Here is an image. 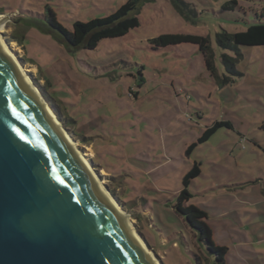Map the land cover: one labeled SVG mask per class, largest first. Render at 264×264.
Here are the masks:
<instances>
[{
	"label": "rangeland",
	"instance_id": "rangeland-1",
	"mask_svg": "<svg viewBox=\"0 0 264 264\" xmlns=\"http://www.w3.org/2000/svg\"><path fill=\"white\" fill-rule=\"evenodd\" d=\"M126 1L0 0L1 34L159 264L214 262L173 208L194 164L187 204L206 212L225 264H264V47L239 46L231 76L221 55L235 53L215 38L254 24L261 0H182L191 13L174 0H141L137 27L88 50L67 47L48 24V9L71 30ZM162 33L209 37L216 76L196 44L153 48Z\"/></svg>",
	"mask_w": 264,
	"mask_h": 264
},
{
	"label": "water",
	"instance_id": "water-1",
	"mask_svg": "<svg viewBox=\"0 0 264 264\" xmlns=\"http://www.w3.org/2000/svg\"><path fill=\"white\" fill-rule=\"evenodd\" d=\"M53 121L0 44V264H155Z\"/></svg>",
	"mask_w": 264,
	"mask_h": 264
},
{
	"label": "trees",
	"instance_id": "trees-1",
	"mask_svg": "<svg viewBox=\"0 0 264 264\" xmlns=\"http://www.w3.org/2000/svg\"><path fill=\"white\" fill-rule=\"evenodd\" d=\"M263 10L261 12L254 11L256 21L254 24L249 25L242 31L230 33L225 29H220L215 34L216 45L221 50H230L234 52L235 56L231 57L227 54L221 55V62L231 76L239 75L236 70V62L240 59L239 46H260L264 47V22L261 21V17L264 18V0H261ZM141 0H127L119 8H116L112 13L104 17H96L88 20L87 22L76 20L72 24L71 30L63 27L56 20L54 14L48 9V24L51 29L57 31L62 38V42L69 48H83L84 50L93 49L98 41H102L107 38H118L124 36L130 29H134L139 25V19L137 17L138 9H140ZM233 6L235 1H229ZM173 4L179 11L186 12L193 10L190 6L191 3L184 2L182 0H174ZM232 8V7H231ZM187 9L186 11H184ZM0 13L2 11L0 10ZM153 48L166 47L170 45L192 43L198 46L199 51L203 56V62L206 69L216 76V68L214 65V52L210 45L209 37L198 36V34H159L150 42ZM227 79H224L225 82ZM230 125L226 122H216L214 125L209 126L204 134L197 141H205L209 134L215 130L218 126ZM194 143H191L186 153H189ZM200 173V169L194 164L191 169L182 177V189L176 195V202L173 205L174 210L179 216H181L185 224L193 230L195 240L205 244L207 250L214 256L213 264H225V257L227 248L224 245H217L212 241V229L205 221L207 218L206 212L190 203L187 204L191 198V193L187 190L191 180L196 178Z\"/></svg>",
	"mask_w": 264,
	"mask_h": 264
},
{
	"label": "bare ground",
	"instance_id": "bare-ground-1",
	"mask_svg": "<svg viewBox=\"0 0 264 264\" xmlns=\"http://www.w3.org/2000/svg\"><path fill=\"white\" fill-rule=\"evenodd\" d=\"M3 20L2 25L0 26V44L4 48V50L7 52V55L13 60L15 66L18 69V73L21 75V77L28 83L31 87L32 90L34 91L35 95L40 99L41 103H43L45 110L48 112L49 116L54 120L53 122L57 124L59 128H62L61 132L65 136V140L70 144L73 145V151L77 153L78 158L80 159L81 163L85 166L89 174L96 180V182L99 183L100 188L105 192L107 197L110 199L112 202L113 207L117 210V212L125 218L124 222L128 229L130 230V233L133 235V238L138 242V244L144 249V252L146 254H149V257L151 260L155 262V264H159V262L155 259V257L151 254L152 252L146 247L143 239L141 236L135 231L133 225H132V219L129 217L128 213L121 207L119 206V203L112 198V196L109 194V192L106 190L105 185L101 179L98 178L96 174V170L93 169V167L90 164L88 156L91 154H85L83 151L77 148V143L74 141L72 134L65 132V129L61 126L59 119L56 117L55 113L50 109V107L47 105L45 100L39 95L37 90H34V87L32 86V81L31 79L25 74L24 68L21 66V64L18 62V59L16 58L15 54L12 51V46H9L2 37L1 31L3 28V23L5 22V19L0 16V21ZM67 131V130H66Z\"/></svg>",
	"mask_w": 264,
	"mask_h": 264
},
{
	"label": "snow or ice",
	"instance_id": "snow-or-ice-1",
	"mask_svg": "<svg viewBox=\"0 0 264 264\" xmlns=\"http://www.w3.org/2000/svg\"><path fill=\"white\" fill-rule=\"evenodd\" d=\"M62 182V181H61Z\"/></svg>",
	"mask_w": 264,
	"mask_h": 264
}]
</instances>
